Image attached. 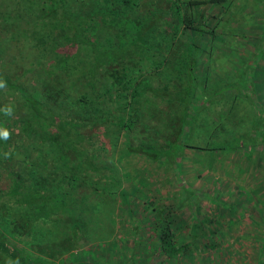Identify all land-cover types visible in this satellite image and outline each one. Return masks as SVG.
Listing matches in <instances>:
<instances>
[{"label":"trees","instance_id":"obj_1","mask_svg":"<svg viewBox=\"0 0 264 264\" xmlns=\"http://www.w3.org/2000/svg\"><path fill=\"white\" fill-rule=\"evenodd\" d=\"M257 1L0 0V109H13L0 111V129L11 134L0 138V248L53 259L105 238L127 185L118 142L122 155L143 156L175 176L192 150L224 154L258 143L263 162L264 111L252 86L264 57V0L261 8ZM249 25L256 39L242 54ZM178 185L167 208L185 203L195 213V191ZM149 201L155 246L199 248L204 220H190L183 233L184 220ZM216 232L211 226L206 247L219 244ZM112 252L87 256L114 264ZM83 253L60 264H82Z\"/></svg>","mask_w":264,"mask_h":264},{"label":"rangeland","instance_id":"obj_2","mask_svg":"<svg viewBox=\"0 0 264 264\" xmlns=\"http://www.w3.org/2000/svg\"><path fill=\"white\" fill-rule=\"evenodd\" d=\"M256 4L259 8L263 6L262 0ZM246 9L251 8L247 6ZM252 28L250 25L244 27L249 39L247 43L244 40L238 43V50L242 54L246 52L245 47L251 48L250 42L256 39L253 31L251 35L248 33ZM230 37L227 35L226 39ZM229 42L232 43V40ZM252 74L253 100L264 111V57L258 59ZM117 147L119 154H116V162L124 180L127 179V185L122 195L118 194L117 204L113 206V226L103 228L101 237L105 238L88 241L81 248H72L64 254L57 253L53 259L48 253L30 248L32 254H43L53 261L52 264H60L61 259L74 261V256L79 252L80 255L84 252L81 257L85 261L82 264H92L88 260V253L103 256L108 251L114 253V264L120 263L121 259L124 260L123 264H264V254H258L259 248L264 253V160L262 162L258 157V143L246 150L237 147L224 154L220 150L209 154L196 150L186 151L181 174L177 176L165 165L152 163L143 156L122 155L124 150L119 142ZM180 181L186 182L196 193V198L190 201L192 205L197 204V210L193 209L195 213L189 211L185 203L179 209L167 208L166 204H175L179 198ZM237 186L240 193L235 190ZM146 200H150L153 207L164 206V211L172 220H184V229H181L183 233H186V223L190 220H204L209 229L215 226L220 236L219 244L206 247L205 243L212 235L209 229L201 228L196 236L197 249L195 247L175 253L155 246L158 242L147 232L156 214L153 208L150 214L151 206L147 207ZM0 246H3L1 240ZM22 255L17 249L14 255H10L0 248V264L41 262L35 255ZM103 259L105 262L108 260L106 256Z\"/></svg>","mask_w":264,"mask_h":264},{"label":"clouds","instance_id":"obj_3","mask_svg":"<svg viewBox=\"0 0 264 264\" xmlns=\"http://www.w3.org/2000/svg\"><path fill=\"white\" fill-rule=\"evenodd\" d=\"M5 87H6V81L0 79V89H3ZM0 111H3L6 116H10L13 114V109L10 106H6L3 109H0ZM10 135H11L10 132L6 128L0 129V138L4 140H8L10 139ZM4 155L7 158L9 154L5 153Z\"/></svg>","mask_w":264,"mask_h":264}]
</instances>
